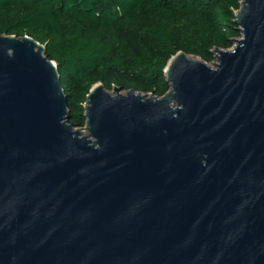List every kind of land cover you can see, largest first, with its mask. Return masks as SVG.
Wrapping results in <instances>:
<instances>
[{"label": "water", "instance_id": "water-1", "mask_svg": "<svg viewBox=\"0 0 264 264\" xmlns=\"http://www.w3.org/2000/svg\"><path fill=\"white\" fill-rule=\"evenodd\" d=\"M233 22L162 97L95 84L86 134L44 46L0 36V264H264V0Z\"/></svg>", "mask_w": 264, "mask_h": 264}, {"label": "trees", "instance_id": "trees-1", "mask_svg": "<svg viewBox=\"0 0 264 264\" xmlns=\"http://www.w3.org/2000/svg\"><path fill=\"white\" fill-rule=\"evenodd\" d=\"M240 0H0V36L27 35L57 64L69 123L85 126L95 84L162 97L182 51L210 63L240 37Z\"/></svg>", "mask_w": 264, "mask_h": 264}, {"label": "rangeland", "instance_id": "rangeland-1", "mask_svg": "<svg viewBox=\"0 0 264 264\" xmlns=\"http://www.w3.org/2000/svg\"><path fill=\"white\" fill-rule=\"evenodd\" d=\"M235 12H236V11H235ZM238 38H241V35H240V37H238ZM234 46H235V44L233 43V46L230 48V50H231ZM216 55H217V53L214 52V60H213L212 62H210V63H207L208 66L213 67V63L216 62ZM193 57H194V56H193ZM110 93H113V91H110ZM123 93H124V92H123ZM76 129H80V131H81L82 134H86V132H85L83 129L78 128V127H77Z\"/></svg>", "mask_w": 264, "mask_h": 264}]
</instances>
